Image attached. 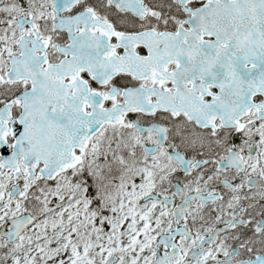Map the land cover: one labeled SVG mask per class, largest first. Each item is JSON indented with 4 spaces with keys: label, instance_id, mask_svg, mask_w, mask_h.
Wrapping results in <instances>:
<instances>
[{
    "label": "snow or ice",
    "instance_id": "1",
    "mask_svg": "<svg viewBox=\"0 0 264 264\" xmlns=\"http://www.w3.org/2000/svg\"><path fill=\"white\" fill-rule=\"evenodd\" d=\"M0 264H264V0H0Z\"/></svg>",
    "mask_w": 264,
    "mask_h": 264
}]
</instances>
